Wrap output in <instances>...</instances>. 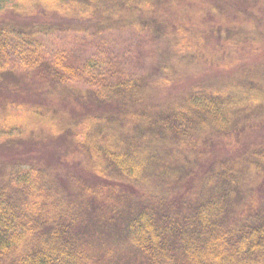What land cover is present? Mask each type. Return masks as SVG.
<instances>
[{
	"label": "trees",
	"instance_id": "1",
	"mask_svg": "<svg viewBox=\"0 0 264 264\" xmlns=\"http://www.w3.org/2000/svg\"><path fill=\"white\" fill-rule=\"evenodd\" d=\"M58 19L149 35L151 71L25 48ZM260 124L264 0H13L0 149L52 159L0 157V264H264V138L247 139Z\"/></svg>",
	"mask_w": 264,
	"mask_h": 264
},
{
	"label": "rangeland",
	"instance_id": "2",
	"mask_svg": "<svg viewBox=\"0 0 264 264\" xmlns=\"http://www.w3.org/2000/svg\"><path fill=\"white\" fill-rule=\"evenodd\" d=\"M12 2L13 0H0V11L7 12ZM55 21L57 22L55 25L45 28L37 39L25 48L34 49L48 59L63 54L64 57L69 56L73 61L88 63L89 68L97 73H114L112 75L119 78L140 77L151 71L154 64V50L158 44L149 35L130 28L96 29L93 26H88L89 24L82 25L75 22L63 24L60 19ZM258 59L261 60V58ZM259 60L254 59L253 61ZM253 61L227 71L225 74L235 79L241 77V68L257 64ZM22 71L26 70L20 69V73ZM210 73L218 74L219 72H207L203 77H209ZM22 77L27 78L28 76L23 75ZM25 78H23L25 91L29 90L32 85L38 87L35 81L31 82L29 79V83ZM75 84L78 87H84V83L76 81ZM248 134L250 135L247 137L249 141L264 138V124L253 127V131H248ZM0 157L34 162L52 159L48 149L34 147L30 144L23 145L18 151H15L14 148H1Z\"/></svg>",
	"mask_w": 264,
	"mask_h": 264
}]
</instances>
